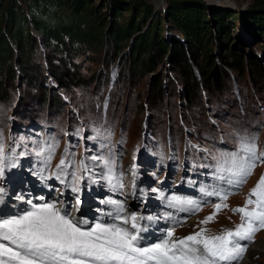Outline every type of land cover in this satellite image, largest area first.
Masks as SVG:
<instances>
[{
	"label": "rangeland",
	"instance_id": "374dc122",
	"mask_svg": "<svg viewBox=\"0 0 264 264\" xmlns=\"http://www.w3.org/2000/svg\"><path fill=\"white\" fill-rule=\"evenodd\" d=\"M146 1L159 7L160 14L168 2ZM256 1L205 0L212 6L238 13ZM102 11L110 12L108 1L104 2ZM129 14L124 11L121 19H128ZM163 27L164 33L169 34L164 21ZM232 28L235 39L244 41L248 54L251 51L257 54L262 67L254 71L248 67L225 68L221 88L214 85L194 95L192 100L183 96L182 80L176 78L165 95L156 99L148 91L147 77L128 82L120 76L122 66L118 60L111 57L101 60L96 54L76 57L77 65L70 69L76 78L66 80V85L51 71H45L43 86L15 81L0 99V142L8 158L6 163L15 165L6 167L0 177V188L4 190L0 193L3 197L0 210L7 209L0 217L10 218L30 211L31 205L26 203L24 209L17 208L14 212L18 206L15 197L25 201L31 196L37 199L38 195H47L43 188L48 186L47 181L56 183H52L53 197H63V189L58 188L68 186L74 198L71 201L76 202L81 197L78 193H88L93 187L95 192L107 193L113 188L131 197L134 185L136 190L145 186L142 190L159 195L165 189L163 179L170 178V184L176 189L171 197H180L181 182L186 187L189 183L192 187L191 182H195L204 192L213 195L199 207L197 216L177 228V233L205 228L210 235H219L225 230H234L242 223V214L232 209L245 205L249 193L264 176V158L256 161L252 174L238 187L229 184L227 176L220 179L222 174L218 168L234 154L247 160L248 153L242 150L245 144L255 146L257 157L264 153V37L256 38L241 17ZM57 142L59 146L51 161L45 163V157L37 153ZM72 154L77 167L67 171H75L80 177L76 183L78 193L72 191L75 183L72 177L61 174L56 168L62 158L67 159ZM94 156L101 159L94 161L91 159ZM81 160L87 164V171L79 167ZM104 160L111 165V172ZM95 183L99 184V189ZM120 184L123 187H119ZM215 193L227 194L224 201L227 207L217 212L209 223L201 224L213 214L214 206L221 203ZM186 194V199L197 198L192 192ZM134 199L131 204L135 203ZM56 202L60 204L61 199L56 198ZM255 242H264V229L247 241L246 251L237 264H242L244 259V264H264V250H251Z\"/></svg>",
	"mask_w": 264,
	"mask_h": 264
},
{
	"label": "trees",
	"instance_id": "16d2710c",
	"mask_svg": "<svg viewBox=\"0 0 264 264\" xmlns=\"http://www.w3.org/2000/svg\"><path fill=\"white\" fill-rule=\"evenodd\" d=\"M105 1L108 13L102 11ZM163 9L160 14L146 0H0V99L15 81L43 86L45 71L66 85L76 78L70 69L82 54L118 60L128 82L147 77L156 99L175 78L192 100L214 85L221 88L225 68L262 67L232 27L241 17L256 38L264 37V0L240 13L210 8L205 0H168ZM124 11L130 12L125 20Z\"/></svg>",
	"mask_w": 264,
	"mask_h": 264
},
{
	"label": "snow or ice",
	"instance_id": "6c2138e0",
	"mask_svg": "<svg viewBox=\"0 0 264 264\" xmlns=\"http://www.w3.org/2000/svg\"><path fill=\"white\" fill-rule=\"evenodd\" d=\"M58 146V142L49 144L41 148L37 155L44 156L45 163H48ZM242 150L248 153L247 160H241L234 154L218 168L222 174L220 179L227 176L228 183L237 187L252 174L256 161L264 158V153L260 157L256 156L254 145H242ZM65 152L67 154V150ZM7 159L3 143L0 142V177L4 175L6 167L15 166L6 163ZM91 159L95 161L101 158L94 156ZM103 163L109 165L111 172L109 162L104 160ZM76 167L74 154L67 159L62 158L56 165L61 174L71 176L75 181L72 187L74 192L79 191L76 183L80 177L75 171L67 170ZM79 167L87 171L88 166L81 160ZM57 179H60L59 175ZM118 186L123 187L122 184ZM3 191L0 188V193ZM215 194L221 203L214 206L213 214L201 224L209 223L217 212L227 207L224 203L227 194ZM171 200L199 210V205L194 201H181L178 197H172ZM27 203L31 205V210L23 215L0 218V264H233L246 251L240 242L252 240L257 231L264 229V176L249 193L245 205L232 209L242 214V223L234 230L210 235L207 229L200 228L194 234L179 239H174V231L168 230L159 242L150 246H142L144 237L140 233L146 229L141 228L138 222L152 218L135 214L122 216L120 213L124 209L119 202L111 201L117 209L114 216L109 215L113 221L122 223L97 222L89 227H85L88 221L76 220L67 210L58 208L54 203L37 205L31 200ZM79 203L77 199L76 204Z\"/></svg>",
	"mask_w": 264,
	"mask_h": 264
},
{
	"label": "bare ground",
	"instance_id": "6f19581e",
	"mask_svg": "<svg viewBox=\"0 0 264 264\" xmlns=\"http://www.w3.org/2000/svg\"><path fill=\"white\" fill-rule=\"evenodd\" d=\"M137 168H139L140 166H136ZM140 169V168H139ZM140 173H141V170H140ZM53 177H55V175L53 174ZM53 177H51L50 179H53ZM49 179V180H50ZM170 178H164L163 180V185H164V187H167V188H172V184H170L172 181L171 180H169ZM52 183H54V184H56L54 181H47L46 182V184L48 185L47 187H43L44 188V190H46L47 191V195L48 196H45L46 198H45V200H48V201H50V200H52L53 201V203L55 204H58V202H56V198L57 197H53V190H52V187H53V185H52ZM98 183H95V186H96V189H99V184L97 185ZM181 185H183V186H185V184H184V182H181L180 183ZM195 183H191V185L193 186ZM135 187H134V189H133V191H132V193H131V198H132V200L134 199V198H137V196H138V190H136V185H134ZM186 187V186H185ZM188 187V186H187ZM190 187V186H189ZM198 188V187H197ZM63 196H66V195H71L72 194V192H71V190L70 189H68L66 186L64 187L63 186ZM140 189V188H139ZM193 190V188H190V190ZM199 189V188H198ZM73 191V190H72ZM78 193V192H77ZM99 193H101V191H99ZM56 194V193H55ZM66 194V195H65ZM81 194V195H80ZM78 193V195L79 196H81L80 197V199H79V201L80 202H83V201H89V200H92L93 199V195H95L94 193H93V191L92 190H90L88 193H86V192H83V193ZM89 194V195H88ZM145 194L148 196V201H149V203L150 204H153L154 205V207H155V204L152 202V200L150 199V198H153L154 196H150V193H149V191L148 190H146L145 191ZM99 195V194H98ZM52 196V197H51ZM201 196H203L202 198H204V195L202 194V195H200V197ZM41 197H43V196H40V195H38V199L39 198H41ZM66 198H68V197H63V201L61 202L62 204H65L66 205V203H67V199ZM84 198H86L85 200H84ZM15 199H16V201H15V203H17V207L15 208V210H17V208L19 209H24V207H25V204L27 203V201L28 200H30V199H27V200H25L24 201V198H22V199H20V198H17V197H15ZM206 200V199H205ZM51 202V201H50ZM13 203H14V201H13ZM13 203H11V204H13ZM59 205V204H58ZM137 205H138V203H137ZM136 205V206H137ZM78 208V206L76 207V209ZM67 209L68 210H73V208L70 206V202L68 201V207H67ZM7 210V209H6ZM198 214H192V215H189V218H190V220L191 219H193L195 216H197ZM195 232H197V231H189L188 232V234L187 235H185V237L186 236H188V235H190V234H194ZM179 237H181V236H179ZM262 248H264V242L262 243V242H255V243H253L252 245H251V250H254V249H256L257 251H259V250H264V249H262ZM247 256V255H246ZM245 260L246 259H244L243 260V263L242 264H244L245 263Z\"/></svg>",
	"mask_w": 264,
	"mask_h": 264
},
{
	"label": "water",
	"instance_id": "95a60500",
	"mask_svg": "<svg viewBox=\"0 0 264 264\" xmlns=\"http://www.w3.org/2000/svg\"><path fill=\"white\" fill-rule=\"evenodd\" d=\"M208 5L210 6V8L213 7V6H212V3H208ZM231 7H233V6L231 5ZM157 8H158V7H155V10H157ZM241 9H242V8H241ZM127 48H128V47H127ZM127 48H126V49H127Z\"/></svg>",
	"mask_w": 264,
	"mask_h": 264
}]
</instances>
